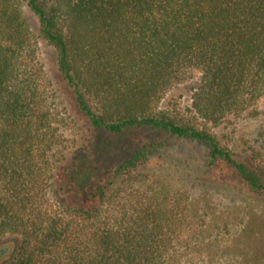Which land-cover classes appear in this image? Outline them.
I'll return each instance as SVG.
<instances>
[{
  "label": "trees",
  "instance_id": "1",
  "mask_svg": "<svg viewBox=\"0 0 264 264\" xmlns=\"http://www.w3.org/2000/svg\"><path fill=\"white\" fill-rule=\"evenodd\" d=\"M23 6L75 110L106 140L146 128L202 143L208 165L264 194V139L241 156L210 130L264 96V0H0V237L18 239L4 264H169L190 223L179 191L146 169L155 142L102 141L79 176L80 149L59 165L72 121ZM181 84L186 110L166 98Z\"/></svg>",
  "mask_w": 264,
  "mask_h": 264
},
{
  "label": "rangeland",
  "instance_id": "2",
  "mask_svg": "<svg viewBox=\"0 0 264 264\" xmlns=\"http://www.w3.org/2000/svg\"><path fill=\"white\" fill-rule=\"evenodd\" d=\"M22 11L34 35L45 77L56 94L55 100L67 109L72 121L70 129L64 132L71 147L59 165L70 166L78 151L85 152L88 160L77 165L83 171L80 173L77 168L79 176L96 163L102 141L110 142V150L118 146L120 140L155 142L159 148L149 156L146 169L170 190L179 191L190 221L189 228L183 231L184 241H179L176 246L179 249L169 264H264V194L251 192L225 163L218 161L208 165L207 148L202 143L168 137L146 128L110 138L112 142L106 140V133L93 129L85 116L75 110L57 70L53 47L39 36L36 16L26 6ZM188 87L181 84L166 95L179 110L189 106ZM254 109L256 113L249 111L237 117L230 116L210 127L218 142L237 155H244L248 144L256 145V139H264V96L256 101ZM59 181L60 175L56 174L53 190ZM17 243L14 235L0 237V264L10 259Z\"/></svg>",
  "mask_w": 264,
  "mask_h": 264
}]
</instances>
